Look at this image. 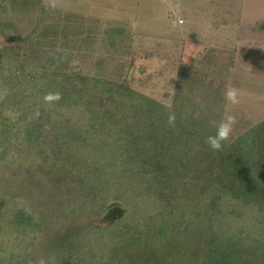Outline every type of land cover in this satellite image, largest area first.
I'll use <instances>...</instances> for the list:
<instances>
[{
    "label": "rangeland",
    "instance_id": "rangeland-1",
    "mask_svg": "<svg viewBox=\"0 0 264 264\" xmlns=\"http://www.w3.org/2000/svg\"><path fill=\"white\" fill-rule=\"evenodd\" d=\"M249 3L253 4L251 0H57V7L50 8L47 0H0V121L4 122V116L10 119V131L0 138L11 136L14 140L0 154V175L8 183L6 191L21 195L51 228L56 229L76 215L70 214L67 200H77L81 193L70 190V196L65 194L59 199L49 191L42 192L40 187L34 189L52 176L48 173L52 161L43 157L54 154L51 141L53 129L59 124H70L86 136L82 151L86 150L91 160L113 165L110 170L103 167L100 173L105 177L100 184L108 180L112 192L108 195L104 191L89 201L87 207H93L89 215L92 230L84 231L75 240L71 262L100 263L104 253L119 240L117 230L129 221L144 225L146 215L156 210L158 203L141 195V183L130 179L131 175L115 171L124 168L122 164L115 165L114 137L87 134L88 123L74 112L61 110L55 102L43 100L40 104L37 97L28 100L18 84L21 74H41L46 67L54 69L60 65L55 61H61L63 56L72 59L70 67L77 74L121 82L165 105L183 107L197 118L220 122L225 113L234 115L237 123L229 139L232 142L264 120V23L257 24L259 21L247 13L244 6ZM175 21L180 25L175 27ZM45 33H49L48 37ZM13 73L21 80L15 78L17 85L8 86V76ZM229 85L239 89L240 102L236 105L225 101L223 93ZM42 109L55 114L45 127L52 128L45 147L32 133L45 122L34 116ZM18 120L17 130L13 129V122ZM104 143L110 148L101 151L98 145ZM83 158L81 165L65 178L72 190L76 181L86 179ZM69 168L70 165L64 170ZM114 171L121 174L117 179ZM116 193L123 194V198H115ZM103 196H107L109 207L99 214L96 201ZM124 199L129 201L128 206H124ZM130 205L132 213L126 210ZM8 238L17 236L2 237L4 241ZM27 239L32 243L29 253L36 251L31 256L41 257V248H35L43 246L41 238ZM9 258L8 253L3 260L7 264H24L23 258Z\"/></svg>",
    "mask_w": 264,
    "mask_h": 264
},
{
    "label": "trees",
    "instance_id": "trees-1",
    "mask_svg": "<svg viewBox=\"0 0 264 264\" xmlns=\"http://www.w3.org/2000/svg\"><path fill=\"white\" fill-rule=\"evenodd\" d=\"M48 35L45 33V37ZM61 57V61H55L60 62L59 68L46 67L41 74L30 71L21 74L22 80L17 73L10 74L8 86L17 85L15 78L20 79L18 84L26 98L37 97L40 104L47 89L60 93L61 99L54 104L87 122V134L114 137L115 165L122 164L124 168L115 171L131 175L130 179L141 183V195L158 203L157 209L146 215L144 225L129 221L117 230L119 240L98 264H264V120L232 142H224L222 150L216 152L205 139L215 134L219 122L197 118L183 107L169 108L121 82L77 74L70 67L72 59ZM170 111L176 117L171 126L167 122ZM39 112L35 118L45 122L38 132H31L38 144L45 147V138L52 130L45 127L55 114L43 109ZM3 119L0 136L10 131L9 116ZM18 122L11 127L17 130ZM53 130L54 154L43 157L52 161L48 172L52 176L45 182L38 181L34 189L40 187L42 192L49 191L59 199L65 194L70 196V190L81 193L77 200H67L70 214L76 215L56 229L47 226L21 195L6 191L7 181L0 175V264H7L3 257L8 253L11 261L23 258L24 264H38L41 259L46 264H74L71 247L84 231L92 230L89 215L93 207H87L89 201L96 200V195L104 191L108 195L112 192L108 180L100 184L105 178L100 173L103 167L110 170L113 165L93 161L86 150L82 151L86 136L70 124H59ZM10 137L0 138L1 155L14 141ZM98 146L101 151L110 148L105 143ZM83 157L86 179L76 181L72 190L65 178L81 165ZM68 165L71 168L65 171ZM115 171L117 179L121 174ZM123 196L114 195L119 200ZM105 197L96 201L99 214L109 207ZM124 200V206H128L129 201ZM131 206L125 207L127 212L132 213ZM7 235L17 239L4 241L2 237ZM28 237H40L43 241L42 247H35L41 248V257L31 256L36 251L29 253L32 243Z\"/></svg>",
    "mask_w": 264,
    "mask_h": 264
},
{
    "label": "clouds",
    "instance_id": "clouds-1",
    "mask_svg": "<svg viewBox=\"0 0 264 264\" xmlns=\"http://www.w3.org/2000/svg\"><path fill=\"white\" fill-rule=\"evenodd\" d=\"M47 7L55 8L57 7V0H47ZM225 101L233 105L238 104L240 92L239 89L234 86H227L224 93ZM61 99L60 93H48L44 96V100L47 103L58 102ZM170 108V105L168 106ZM175 114L171 111L168 114V124H175ZM237 123L236 117L232 114L225 113L221 121L215 125V134L209 135L205 139V143L213 151H221L224 142L229 141L231 134L233 132V127ZM38 264H46V261L41 259Z\"/></svg>",
    "mask_w": 264,
    "mask_h": 264
},
{
    "label": "crops",
    "instance_id": "crops-1",
    "mask_svg": "<svg viewBox=\"0 0 264 264\" xmlns=\"http://www.w3.org/2000/svg\"><path fill=\"white\" fill-rule=\"evenodd\" d=\"M253 4H245L244 7L248 8V14H252V18L262 25L264 23V0H251ZM254 5V6H252ZM246 16V15H245ZM175 27L179 26L177 21L174 22Z\"/></svg>",
    "mask_w": 264,
    "mask_h": 264
},
{
    "label": "built area",
    "instance_id": "built-area-1",
    "mask_svg": "<svg viewBox=\"0 0 264 264\" xmlns=\"http://www.w3.org/2000/svg\"><path fill=\"white\" fill-rule=\"evenodd\" d=\"M181 21V20H180Z\"/></svg>",
    "mask_w": 264,
    "mask_h": 264
}]
</instances>
